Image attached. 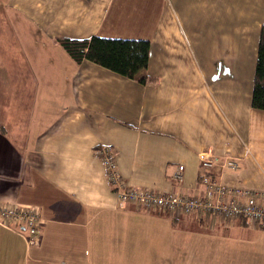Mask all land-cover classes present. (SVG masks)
<instances>
[{
    "label": "crops",
    "instance_id": "crops-1",
    "mask_svg": "<svg viewBox=\"0 0 264 264\" xmlns=\"http://www.w3.org/2000/svg\"><path fill=\"white\" fill-rule=\"evenodd\" d=\"M159 1L148 14L152 0H137L150 23L136 33L122 27L128 0H0V204L42 218L37 245L0 223V264H264V222L123 204L107 178L102 146L130 186L206 197L200 154L211 148L241 162L211 174L264 203V110L252 106L264 0ZM175 3L208 31L187 29ZM93 35L148 38L146 81L89 60L63 70L58 38Z\"/></svg>",
    "mask_w": 264,
    "mask_h": 264
},
{
    "label": "built area",
    "instance_id": "built-area-1",
    "mask_svg": "<svg viewBox=\"0 0 264 264\" xmlns=\"http://www.w3.org/2000/svg\"><path fill=\"white\" fill-rule=\"evenodd\" d=\"M100 156L107 168V178L117 190L122 203L132 202L144 209H155L172 216L180 212H198L212 214L220 219L233 221L239 217L264 222V203L257 199V194L245 189H230L211 174L213 168L238 170L240 159L231 155H218L211 148L200 154L204 168L201 185L206 197H189L185 194L162 193L152 189L138 188L125 183L117 168L116 153L110 146L99 149ZM184 166L178 165L174 173L177 181L183 179ZM0 223L18 232L27 234L30 245H37L41 233L42 218L40 210L29 205L0 204Z\"/></svg>",
    "mask_w": 264,
    "mask_h": 264
},
{
    "label": "trees",
    "instance_id": "trees-1",
    "mask_svg": "<svg viewBox=\"0 0 264 264\" xmlns=\"http://www.w3.org/2000/svg\"><path fill=\"white\" fill-rule=\"evenodd\" d=\"M58 42L77 64L89 60L126 77L142 82L147 79L148 38L93 35L88 38L60 37ZM252 106L264 110V24L260 30Z\"/></svg>",
    "mask_w": 264,
    "mask_h": 264
},
{
    "label": "rangeland",
    "instance_id": "rangeland-1",
    "mask_svg": "<svg viewBox=\"0 0 264 264\" xmlns=\"http://www.w3.org/2000/svg\"><path fill=\"white\" fill-rule=\"evenodd\" d=\"M192 1L190 0H187V3H191ZM141 3H142V7L143 9H145V6H146V0H141ZM128 10H129V14H130V18L127 19V20H124L122 22V27H123V30H129V31H132V32H140V31H149V23H150V20L147 22V25H144V20L143 18L141 17L140 14H137L136 10L139 8L140 4L137 3V0H128ZM161 6V3L159 0H152V2H150L147 6H146V11L148 12V14L150 12H153L155 8H157V10H159ZM178 14H179V17L180 19L182 20L184 26L187 28V29H197V30H202V32H204V30L208 31V27L204 25V23L202 21H198L194 27L192 28V22H190V20L188 19L187 17V9L183 8L180 4H177L175 3L174 4ZM249 7L253 8V10L256 8L254 6H251V5H248V10H249ZM190 10L191 11H194V12H203L206 10V8L204 6H199V5H192L190 7ZM254 15L256 17H259L260 18H264V7L262 9H255L254 10ZM238 16H241V17H244V18H248L250 17V13L246 10H244V12H242L241 14H237L236 17ZM7 21V20H6ZM3 25L0 24V28L2 27ZM7 28H8V24H7ZM9 31H11V29L8 28V31L5 33L4 35V40L5 39H8L11 34L9 33ZM130 38V37H129ZM249 40H252L253 41V37H248ZM65 51V50H64ZM66 52V51H65ZM250 53L251 51L249 50V48H247V50L245 51V53H241L243 54L242 55V59H239V62L241 64H245V63H248L249 62V56H250ZM58 55H60L59 57V60H65L66 57H68V59L70 60V63L71 64H68L65 65L64 67H62V69H70L71 67H76V62H72V60L69 58L70 56L66 53H62L60 52ZM41 65H47V62H44V61H41L40 63V66ZM60 68V67H58ZM45 70H48V69H45ZM42 71V70H41ZM39 208H37L38 210ZM199 229H203L201 228V226H199ZM199 229H193L192 227L189 228L190 231H199ZM226 232L232 234V230H225ZM223 232V229L220 228L217 230V232L215 233L214 231H211L209 230V234L210 235H220L219 233H222ZM215 233V234H214ZM223 236H226L227 234L226 233H223L222 234Z\"/></svg>",
    "mask_w": 264,
    "mask_h": 264
}]
</instances>
